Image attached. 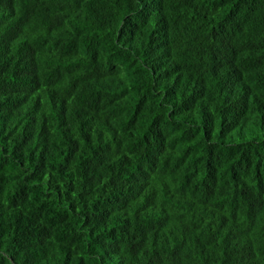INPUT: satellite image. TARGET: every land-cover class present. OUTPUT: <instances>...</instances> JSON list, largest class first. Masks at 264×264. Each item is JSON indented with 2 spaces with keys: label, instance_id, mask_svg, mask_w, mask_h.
I'll use <instances>...</instances> for the list:
<instances>
[{
  "label": "trees",
  "instance_id": "trees-1",
  "mask_svg": "<svg viewBox=\"0 0 264 264\" xmlns=\"http://www.w3.org/2000/svg\"><path fill=\"white\" fill-rule=\"evenodd\" d=\"M0 264H264V0H0Z\"/></svg>",
  "mask_w": 264,
  "mask_h": 264
}]
</instances>
